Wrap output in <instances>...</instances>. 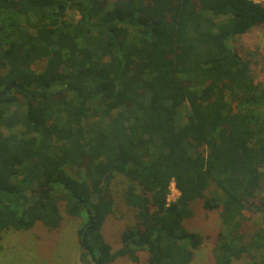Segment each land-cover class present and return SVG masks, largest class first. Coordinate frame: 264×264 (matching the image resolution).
<instances>
[{
  "label": "trees",
  "instance_id": "trees-1",
  "mask_svg": "<svg viewBox=\"0 0 264 264\" xmlns=\"http://www.w3.org/2000/svg\"><path fill=\"white\" fill-rule=\"evenodd\" d=\"M256 25V0H0V236L63 209L84 264H188L199 203L215 264H264V226L245 229L264 216V84L234 43ZM117 175L135 222L113 250Z\"/></svg>",
  "mask_w": 264,
  "mask_h": 264
},
{
  "label": "rangeland",
  "instance_id": "rangeland-1",
  "mask_svg": "<svg viewBox=\"0 0 264 264\" xmlns=\"http://www.w3.org/2000/svg\"><path fill=\"white\" fill-rule=\"evenodd\" d=\"M119 0H109L117 2ZM262 1L264 0H256ZM78 17V15H77ZM235 49L251 62L254 78L264 84V26L256 25L235 42ZM5 133L4 129H0ZM127 184L125 177L115 176L110 188L114 198V211L103 224L102 232L105 239L116 250L121 246L120 234L127 224L135 222V210L124 204L122 190ZM178 196L175 187H171L168 200ZM61 224L54 230H49L37 222L28 230H7L0 236V264H84L80 255L77 229L82 218L68 216L61 210ZM249 219L245 222L247 233L258 226H264V216L261 213L245 211ZM185 226L200 234V244L194 249L192 260L188 264H215L213 250L222 230L219 215L216 210L205 211L201 204L194 205V215L184 222ZM138 261L127 257H119L109 264H149L148 253L138 251ZM246 258L250 257L247 253ZM261 252L256 253L260 256ZM242 261H239V264Z\"/></svg>",
  "mask_w": 264,
  "mask_h": 264
},
{
  "label": "built area",
  "instance_id": "built-area-1",
  "mask_svg": "<svg viewBox=\"0 0 264 264\" xmlns=\"http://www.w3.org/2000/svg\"><path fill=\"white\" fill-rule=\"evenodd\" d=\"M171 187H175L173 181H172L171 184H170V190H171Z\"/></svg>",
  "mask_w": 264,
  "mask_h": 264
}]
</instances>
